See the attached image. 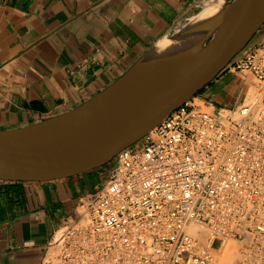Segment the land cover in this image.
Returning a JSON list of instances; mask_svg holds the SVG:
<instances>
[{
    "label": "built area",
    "instance_id": "2783aa9c",
    "mask_svg": "<svg viewBox=\"0 0 264 264\" xmlns=\"http://www.w3.org/2000/svg\"><path fill=\"white\" fill-rule=\"evenodd\" d=\"M225 71L261 98L167 115L102 167L40 264H264V39Z\"/></svg>",
    "mask_w": 264,
    "mask_h": 264
},
{
    "label": "crops",
    "instance_id": "0c3cea01",
    "mask_svg": "<svg viewBox=\"0 0 264 264\" xmlns=\"http://www.w3.org/2000/svg\"><path fill=\"white\" fill-rule=\"evenodd\" d=\"M213 1L222 6L233 0ZM202 3L0 0V130L82 105L133 70L159 41L174 37ZM263 39L264 27L251 41ZM235 75L224 88L216 78L201 100L215 109L237 106L249 95L250 78ZM237 90L241 97L229 101ZM96 171L47 181L0 180V264H40L80 197L92 191Z\"/></svg>",
    "mask_w": 264,
    "mask_h": 264
},
{
    "label": "water",
    "instance_id": "95a60500",
    "mask_svg": "<svg viewBox=\"0 0 264 264\" xmlns=\"http://www.w3.org/2000/svg\"><path fill=\"white\" fill-rule=\"evenodd\" d=\"M224 16L222 27L209 36L205 49L170 71L160 91L139 104L141 107L129 118L120 119V108L132 105L137 90L144 89L155 73L149 69L134 88H124L126 78L139 64L70 111L24 127L0 130V180L47 181L106 165L225 70L264 27V0H233L218 19Z\"/></svg>",
    "mask_w": 264,
    "mask_h": 264
},
{
    "label": "bare ground",
    "instance_id": "6f19581e",
    "mask_svg": "<svg viewBox=\"0 0 264 264\" xmlns=\"http://www.w3.org/2000/svg\"><path fill=\"white\" fill-rule=\"evenodd\" d=\"M211 2V5L204 7V10L202 9L203 11H200L174 37L159 41L152 51L144 56L145 58L139 62V65H136L137 68L126 78L123 84L124 88H134L137 82L143 78V74L149 69L154 70L155 73L150 81L147 82V86L144 89L137 90V96L133 98V104H128L120 108V119L129 118L142 104L152 99L164 85L167 74L174 70L177 65L192 60L203 51L206 47L207 38L220 30L226 16L221 19L218 18L223 13L224 8L213 5V0ZM147 96L149 97L146 98ZM250 96L253 99H260L262 94L259 95L256 93V95L250 94ZM134 105H137V108H132Z\"/></svg>",
    "mask_w": 264,
    "mask_h": 264
},
{
    "label": "rangeland",
    "instance_id": "374dc122",
    "mask_svg": "<svg viewBox=\"0 0 264 264\" xmlns=\"http://www.w3.org/2000/svg\"><path fill=\"white\" fill-rule=\"evenodd\" d=\"M207 1V2H206ZM206 2V3H205ZM211 0H203V3H202V7H201V10L200 11H203L204 9V7H206V6H208V5H211ZM215 3H217V4H219L218 2H214L213 4H215ZM222 5V8H224L225 9V6L226 5H223V4H221ZM203 9V10H202ZM223 9V10H224ZM200 11L198 12V14L200 13ZM187 25V24H186ZM185 25V26H186ZM184 26V27H185ZM183 27V28H184ZM182 28V29H183ZM182 29H180V30H182ZM212 37V36H211ZM210 37V38H211ZM172 38V37H171ZM209 37L207 38V40L206 41H208L209 39H210ZM252 42V41H251ZM250 42V43H251ZM250 43H249V45H250ZM249 45H247V47L249 46ZM251 45H254V42H252L251 43ZM241 74V73H240ZM223 75V76H222ZM243 75V74H242ZM244 76V75H243ZM219 77H221V80H220V82L217 84V86L220 88H224V87H226L227 85H231L232 83H234L235 81H236V75L235 74H231V73H228V72H226L225 70L217 77V78H219ZM245 77H247V78H250V80H248V85H247V87H248V89H249V91L250 90H252V91H250L249 92V94H255L256 95V93L258 94V89H259V86H258V82H257V80L256 79H254L252 76H248L247 74L245 75ZM206 88V87H205ZM205 88L202 90V91H200L197 95H196V97H197V99H195V103L197 104V105H200L201 107H203V108H205V109H211V110H213L214 108L213 107H210L209 108V106H207L206 104H205V102L204 101H202L201 100V98H203L204 97V94H205ZM241 93H240V90H237L234 94H232V95H230V97H229V101H234V100H236V99H238V98H240L241 96ZM103 167V166H102ZM102 167L101 168H97V169H100V171H101V169H102ZM101 179H102V173L101 172H94V175H93V180L91 181V184H92V187H90L91 188V190L93 191V190H95V188H96V185L98 184V183H100V181H101ZM91 184H90V186H91ZM84 189H86V187L84 186ZM215 245L216 246H218L219 245V242H217V243H215Z\"/></svg>",
    "mask_w": 264,
    "mask_h": 264
}]
</instances>
